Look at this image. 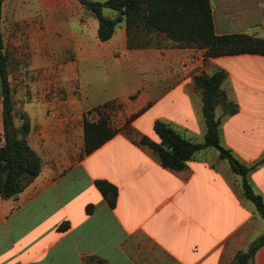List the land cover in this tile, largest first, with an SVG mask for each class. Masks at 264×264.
<instances>
[{
	"label": "crops",
	"instance_id": "obj_1",
	"mask_svg": "<svg viewBox=\"0 0 264 264\" xmlns=\"http://www.w3.org/2000/svg\"><path fill=\"white\" fill-rule=\"evenodd\" d=\"M210 7L217 36L264 39V0H210ZM105 10L112 12L107 18L118 16ZM98 27L77 0H3L8 80L19 90L27 143L41 170L18 195H0V264H230L264 233L241 178L215 150L173 171L139 142L158 143L153 126L162 122L202 143L206 126L194 78L222 71L226 99L215 109L220 145L250 168L248 183L264 201V56L208 58L162 36L129 49L124 21L106 42ZM242 100L258 117L254 131L234 127L242 124ZM104 104L117 132L87 155L84 121L98 120L95 109ZM258 133L262 139H250ZM96 180L117 188L114 209ZM251 264H264V246Z\"/></svg>",
	"mask_w": 264,
	"mask_h": 264
},
{
	"label": "trees",
	"instance_id": "obj_2",
	"mask_svg": "<svg viewBox=\"0 0 264 264\" xmlns=\"http://www.w3.org/2000/svg\"><path fill=\"white\" fill-rule=\"evenodd\" d=\"M83 8L98 20V39L110 40L116 25L124 21L129 49L150 47V36H162L178 47L205 50L208 58L252 54L264 56V39L248 35L217 36L214 33L210 0H108L105 3L90 0H77ZM3 0H0V96L2 98L3 143L0 146V195L10 199L21 193L40 173L41 162L27 143L30 126L25 113L20 114L21 126H14V105L12 89L8 80V56L3 51L1 33V12ZM109 9L118 13L114 19L103 15ZM149 38V39H148ZM225 73L217 71L211 76L200 75L194 78V84L201 93L202 115L206 134L202 143H193L182 137L176 130L162 122L153 126L159 142L155 143L143 137L139 144L149 147L157 156L162 167L173 171L185 169L186 163L200 151L209 149L218 153L231 171L241 178L240 187L244 198L250 201L264 222V201L256 194L247 180L250 168L242 165L234 156L220 145L219 120L215 116L216 107L223 103L226 94L222 89ZM104 104L95 109L99 118L96 121H84V152L91 154L116 135L108 121ZM110 209L117 202V188L103 180L94 182ZM93 206L86 207L91 214ZM68 228L67 223L59 227L61 232ZM264 246V233L254 241L245 252H238L230 264H251L257 251ZM88 264H103L90 261Z\"/></svg>",
	"mask_w": 264,
	"mask_h": 264
},
{
	"label": "rangeland",
	"instance_id": "obj_3",
	"mask_svg": "<svg viewBox=\"0 0 264 264\" xmlns=\"http://www.w3.org/2000/svg\"><path fill=\"white\" fill-rule=\"evenodd\" d=\"M104 15L106 17H112V12L105 10L104 11ZM151 41L155 42V43H160V36H152L151 37ZM12 66H11V62H10V57L8 56V72L9 75L12 72ZM12 89V100H13V105H14V126L16 129H19V127L21 126V120L19 119L20 114L24 113L22 111V106L19 102V98H18V94H19V90L17 89V87H11ZM245 90H241L242 94H244ZM17 98V99H16ZM242 105L241 108H243L244 112H243V116L240 118V121H242V124H234V127H237L238 129H246L247 131H254L256 129V127L258 126L257 123V118L255 115V111L253 110V106H246L244 103V100H242ZM248 108L250 109L249 112H246L248 110ZM237 125V126H236ZM252 134V137L250 138L251 140H260L262 139L260 137V133H258V135ZM3 141V124H2V98L0 96V141ZM262 222V221H260ZM263 223H261V226Z\"/></svg>",
	"mask_w": 264,
	"mask_h": 264
}]
</instances>
